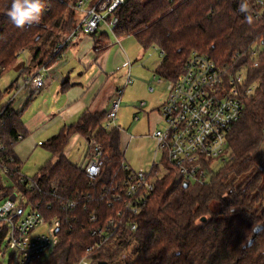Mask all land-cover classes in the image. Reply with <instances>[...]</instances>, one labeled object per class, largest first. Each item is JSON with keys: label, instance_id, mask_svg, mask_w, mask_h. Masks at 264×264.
Segmentation results:
<instances>
[{"label": "trees", "instance_id": "trees-1", "mask_svg": "<svg viewBox=\"0 0 264 264\" xmlns=\"http://www.w3.org/2000/svg\"><path fill=\"white\" fill-rule=\"evenodd\" d=\"M74 1L45 0L39 25L17 28L6 14L11 0H0V77L14 69L23 50L31 54L28 74L58 63L62 54H54L55 49L78 24L79 15L70 8ZM241 2L187 0L173 5L169 0H129L117 13L115 34L118 38L132 35L144 50L158 49L163 61L156 75L176 81L193 52L223 64L237 53L244 57L254 43L264 42V5L249 2L254 16L263 9L262 18L249 25L239 11ZM254 81L259 89L228 136V160L218 172L209 167L211 181L185 188L163 160L169 172L156 183L148 206L137 217H131L122 204L109 206L127 173L122 168L121 130L104 129L105 112L86 111L77 123L43 143L51 158L32 178L36 187L28 190L20 184L21 173L10 178L46 220L60 221L58 243L41 264H79L97 241L92 231L107 229L111 219L116 221L112 239L94 252L91 264H264V54L262 65L251 72L249 82ZM13 89L14 84L0 89V112L5 109L6 93ZM29 103L19 113L8 106L0 119L4 155L20 167L13 150L19 137H26L21 119ZM75 135L103 148L98 177H89L82 165L66 157ZM11 192L12 188L0 186V198ZM72 202L77 204L75 209L62 208ZM93 214L97 223L91 221ZM132 222L138 225L136 232L127 225ZM5 234L0 228V248Z\"/></svg>", "mask_w": 264, "mask_h": 264}, {"label": "built area", "instance_id": "built-area-1", "mask_svg": "<svg viewBox=\"0 0 264 264\" xmlns=\"http://www.w3.org/2000/svg\"><path fill=\"white\" fill-rule=\"evenodd\" d=\"M128 1L75 0L70 4V8L79 15L78 24L65 42L55 49L54 54H63L79 30L94 32L104 28L118 40L115 34V27L119 22L117 13ZM186 1L169 0L173 5ZM249 2L260 7L264 5V0ZM262 10L256 13V18H262ZM27 52L21 51L18 60ZM263 54V41L250 46L244 57L237 53L229 62L223 64H217L208 56L193 52L187 59L185 70L180 77L176 81H167L168 94L160 110L164 128L152 133V138L157 144L152 167L148 172L136 173L123 161L122 168L127 173V179L120 192L113 195V202L110 201L109 206L113 203L122 204L131 217L141 215L148 206L156 183L169 172L163 165V160L174 169L176 182H187L189 185L208 183L212 177L210 169L214 172L217 166L228 160V136L233 126L243 117L246 103L259 89L257 81H249L252 70L262 65ZM48 69L46 65H42L34 74L18 80L12 98L8 99L5 109L0 112V119L20 91L30 86L34 93H38L45 87ZM35 80L42 81V84L33 87ZM122 94L123 92L119 91L120 97ZM120 97L106 116V130L117 128ZM19 139L22 140V137ZM87 145L86 162L84 161L82 166L89 177L96 178L101 174L100 161L104 151L96 141H87ZM4 154L5 147L0 144V175L10 179L20 173V166L15 164L13 157ZM158 154L162 155L160 162L156 161ZM208 163L212 165L209 166ZM154 168L157 169L155 175ZM20 184L28 190L36 187L33 179L24 176H21ZM14 196L15 200L12 201ZM76 207L75 202L62 204V208L68 210ZM121 215L122 212L119 213V216ZM91 221L97 223L98 216L93 214ZM115 222L111 219L107 229L95 228L92 231V236L97 238V241L86 249L79 264H91L94 252L111 241ZM127 225L133 232L138 230L136 222ZM42 226H47V233H36ZM2 227L6 234L0 248V264H5L9 251L11 254L8 264H41L50 257L58 243L59 231L55 233V230H60V221L58 218L46 220L39 209L28 203L19 186L15 184L11 193L0 198V228Z\"/></svg>", "mask_w": 264, "mask_h": 264}, {"label": "crops", "instance_id": "crops-1", "mask_svg": "<svg viewBox=\"0 0 264 264\" xmlns=\"http://www.w3.org/2000/svg\"><path fill=\"white\" fill-rule=\"evenodd\" d=\"M110 37L111 35L104 28L94 32L79 30L58 63L48 69L45 87L40 92L34 93L29 86L20 91L12 101L11 107L17 113L21 112L30 101L21 119L26 137L20 140L13 150L21 164V172L30 156L38 148L43 149L41 146L43 143L58 135L64 128L77 123L84 112L101 111L108 114L119 98V91L123 92L120 97L121 104L124 100L125 108L131 113V116L127 117L128 114L124 112L120 119L127 130L126 133L133 141H141L145 136L144 130L155 131L159 124H162L160 110L167 96H164V93L155 96V93L148 89L149 84L157 83L159 79L156 71L163 61L162 53L156 48H151L145 51H154V53L158 51L161 61H153L149 56L156 55L153 53L143 54L140 60L142 55H137L130 43L125 42L128 48L125 50L119 45L118 47L116 44L106 43ZM85 48H90L86 53L87 63L78 56V53ZM132 55L136 56L134 57L136 66ZM30 58L31 54L27 52L19 58L16 67L12 70L13 78L7 86L14 84L13 91L17 88L20 78H26L36 72V69L29 74L25 71L29 66ZM13 91L9 92L10 99ZM117 128L122 132L121 127ZM82 139L79 135L71 139L73 145H69L65 151L67 158ZM83 140L86 143L85 158L88 145L87 140ZM154 159L155 155L153 162ZM83 164L84 161L80 166Z\"/></svg>", "mask_w": 264, "mask_h": 264}, {"label": "rangeland", "instance_id": "rangeland-1", "mask_svg": "<svg viewBox=\"0 0 264 264\" xmlns=\"http://www.w3.org/2000/svg\"><path fill=\"white\" fill-rule=\"evenodd\" d=\"M125 38V39H124ZM108 42L109 44H116L117 46H121L123 49L128 50V48L125 45V42L130 43V45L134 48V52L137 55H142L141 58H139L140 60L143 58V54L145 55V53H153L156 55H149L150 58L155 61V62H159L161 61L160 58V54L158 51H156V53H154V51H145L142 48H140V46L137 44L135 38L131 35V36H125V37H120L118 38V40H116L115 37L111 36ZM118 46V47H119ZM132 50V51H133ZM133 57V63L136 64V56L132 55ZM135 57V58H134ZM138 57V56H137ZM17 65V64H16ZM16 67V66H15ZM14 67V68H15ZM13 78V72L10 71L8 73L3 74L0 77V89L1 90H6L8 89L7 84L8 82ZM157 79V78H156ZM159 80H161V78H159L156 82L157 83H151L148 86V89L150 90V92H154L155 96H158L162 93H164V96H167L168 92H167V81L165 80H161V82L159 83ZM10 94L11 93H6L2 104L5 105L6 102L8 101V99L10 98ZM120 97V96H119ZM122 97V95H121ZM119 99V98H118ZM147 110V109H146ZM126 112L128 114L127 117L131 116L130 110L125 108V102L123 100L122 104L120 101V107L118 110V118H117V122L116 125L117 127H121L122 128V136H124V141H122V150L124 153V159L126 162V165L130 167V169L133 172L139 173V172H148L149 169L151 168L152 164H153V158L156 152V141L152 138V133L154 132L153 130L151 132H148L146 130H144V137L143 139H141V141L139 140H135L133 141L131 139V137L129 136V134H127V130L124 128V124H122L121 122V115ZM127 120H129V118H127ZM164 128V124H159V126L157 127V130L159 129H163ZM133 133V132H132ZM133 135V134H132ZM128 136V137H127ZM149 137V138H148ZM132 140V141H131ZM70 145H73V143ZM86 151V143L85 141L82 139L77 145H75V149L74 151L69 154V161L74 163V165L76 166H80L81 163H83V161H85L84 158V153ZM261 152L264 154V144L261 147ZM51 158L50 153L47 152L44 149L38 148L33 155L30 156L29 161L26 163H24L22 168V172L20 169L21 174H23L24 176H26L27 178H34L36 176V174L38 173V170L44 166L49 159ZM162 159V155L158 154L156 161L160 162ZM86 162V161H85ZM221 168V166H217L215 168L214 172H218L219 169ZM259 169L261 170L262 167L259 166ZM16 177V176H15ZM212 177L210 178L211 181ZM209 181V182H210ZM17 182V181H16ZM15 184L18 186L19 184L14 183L13 180L8 179L6 176L4 175H0V186H5L7 188H14ZM12 201L15 200V197H12L11 199ZM48 228L47 226H42L40 229H38V231L36 233H42V232H46L47 233ZM10 251L7 253V257L5 260V264L9 263V256H10Z\"/></svg>", "mask_w": 264, "mask_h": 264}, {"label": "clouds", "instance_id": "clouds-1", "mask_svg": "<svg viewBox=\"0 0 264 264\" xmlns=\"http://www.w3.org/2000/svg\"><path fill=\"white\" fill-rule=\"evenodd\" d=\"M45 0H11V5L7 10V16L10 22L17 28H24L33 24H39L42 15L46 11ZM239 11L244 14L245 21L251 25L256 18L253 15L252 7L249 0H242ZM90 48H85L78 53L79 58L87 63L86 53ZM42 81L35 80L32 83L33 87H39Z\"/></svg>", "mask_w": 264, "mask_h": 264}, {"label": "water", "instance_id": "water-1", "mask_svg": "<svg viewBox=\"0 0 264 264\" xmlns=\"http://www.w3.org/2000/svg\"><path fill=\"white\" fill-rule=\"evenodd\" d=\"M188 186H189V183L185 182V183H184V187L187 188ZM14 197H15V196H14ZM58 231H59V229H56V230H55V233H57ZM100 264H108V263H106V262H101Z\"/></svg>", "mask_w": 264, "mask_h": 264}, {"label": "bare ground", "instance_id": "bare-ground-1", "mask_svg": "<svg viewBox=\"0 0 264 264\" xmlns=\"http://www.w3.org/2000/svg\"><path fill=\"white\" fill-rule=\"evenodd\" d=\"M79 34V33H78Z\"/></svg>", "mask_w": 264, "mask_h": 264}]
</instances>
